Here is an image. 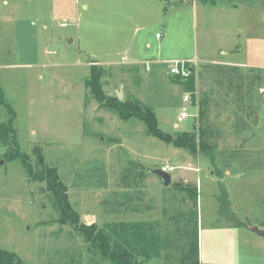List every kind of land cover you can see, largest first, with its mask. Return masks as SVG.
<instances>
[{
    "label": "rangeland",
    "instance_id": "1",
    "mask_svg": "<svg viewBox=\"0 0 264 264\" xmlns=\"http://www.w3.org/2000/svg\"><path fill=\"white\" fill-rule=\"evenodd\" d=\"M182 2L191 6L171 17L170 41L163 46L170 56L264 68V0H218L217 5L201 0H0V87L16 112L17 143L36 168L38 150L57 169L82 223L104 227L145 222L154 236L174 230L175 208L166 206L165 213L159 178L148 174L142 186L143 213H110L104 202L115 196L128 200L121 184L124 168L173 166L172 185L195 184L199 189V264H264V238L257 233L264 231L263 113L255 120L256 135L240 136L254 153L247 162L260 169L226 171L218 178L206 158L146 135L142 122L121 120L86 89L92 63L98 62L106 70L102 84L109 96L115 97L123 85V101L138 98L154 109L163 132H193L198 106L184 104L188 93L171 69L187 72L190 65L200 70L216 63L132 64L157 57L161 47V38L153 33L147 40L151 47L145 48L144 33L137 31L142 22L136 18L152 14L146 20L163 30ZM197 84L198 91L207 90L200 80ZM183 111L191 116L179 123ZM221 116V122L228 117ZM9 117L0 106V125ZM240 139L231 135L228 141L234 147ZM7 143L0 139V249L16 253L23 264H104L89 253L80 233L58 222L59 210L46 183L33 180L19 160L5 156L15 149ZM222 188L231 209L249 226H229L220 218ZM171 258L172 252L165 250L147 264H170Z\"/></svg>",
    "mask_w": 264,
    "mask_h": 264
},
{
    "label": "trees",
    "instance_id": "2",
    "mask_svg": "<svg viewBox=\"0 0 264 264\" xmlns=\"http://www.w3.org/2000/svg\"><path fill=\"white\" fill-rule=\"evenodd\" d=\"M164 1V0H162ZM204 3L217 5L218 0H201ZM183 3V2H182ZM182 3L176 4L180 5ZM251 5V4H250ZM165 7V12L167 11ZM105 68L98 62H93L91 75L86 80V89L101 105L116 112L123 121L131 119L142 122L144 133L155 137L166 144L184 149L192 157H203L209 162L214 175L223 178L226 171L244 173L249 170H259L260 166H250L246 158L254 153L246 148L240 139L245 133L256 135L258 126L255 120L264 114V68L243 69L240 66L206 64L198 70L188 66L189 75H173L175 82L183 86L185 93L191 95L192 105L198 106V125L191 133L171 135L163 132L158 124L156 112L146 107L141 100L129 99L120 101L117 96H109L103 89L102 80ZM198 80L207 90H197ZM207 82L210 85L207 86ZM0 106L8 110L9 119L0 125V139L4 143L11 142L15 149L8 155L9 160H19L29 176L38 182L46 183L53 195L55 205L59 210L58 222L70 225L80 233L89 248L87 250L96 260L104 264H147L151 258L160 255L162 251L172 252L170 264H199V189L195 184L174 183L164 189L165 213L167 207L174 209L171 221L174 230L158 236L147 232L148 223L84 224L68 196V189L60 178L55 167L45 162L40 151L35 150L37 168L28 153L21 151L17 143L15 129L16 112L4 99L0 87ZM228 117L221 122V114ZM239 137L241 143L231 147L229 137ZM7 139V140H6ZM237 165V168L234 167ZM148 177L145 169L126 167L121 174V184L128 191L125 198L119 200L116 196L104 202L105 209L110 213H121L123 210L132 213H143L144 187ZM170 193L167 196V193ZM127 196V197H126ZM219 198V216L229 226L247 227L231 209L228 192L222 188ZM151 227L154 224H150ZM150 227V228H151ZM0 264H23L16 253L0 249Z\"/></svg>",
    "mask_w": 264,
    "mask_h": 264
},
{
    "label": "crops",
    "instance_id": "3",
    "mask_svg": "<svg viewBox=\"0 0 264 264\" xmlns=\"http://www.w3.org/2000/svg\"><path fill=\"white\" fill-rule=\"evenodd\" d=\"M140 1L141 2H145L147 0H140ZM152 1L154 2L155 0H151V2ZM160 1H162V0H160ZM158 6L159 7L160 6L162 7V4H157V7ZM187 6L189 8L191 6V4L189 2H187L185 4L182 3L180 5L175 6L176 9H174L170 13L169 18L166 21V26H164V29L163 30L161 29V27L159 25H157L155 27H152V24L149 23L146 20V18L147 17H150L152 14H150L148 16L145 13V19L140 18V20H137L138 18H136L135 22H137V21L142 22L141 25L137 28V31H138V33H144L143 39H142L143 40V43L142 44H145V48H150L151 47L150 41H147V40H149V37L152 36L153 33L156 34V38H157V36L161 38L160 39L161 41L159 42V44L161 45V47L159 49H158V47L156 48L157 51L159 52V55L157 57H144V58L142 57L141 61H137V62L132 63V64L155 63V62H161V63H167V64H169V63H174V62L192 61L191 58H189V59H182L183 61H180V59H177L175 57L170 56L168 54V51L167 50L166 51H165V49L163 50V46H166L167 43L170 41L169 40V36L167 34H168V30H169V23L171 21V17L173 15V13H176L178 11H182V10L186 9L185 7H187ZM145 12H147V11H145ZM165 27H166V29H165ZM157 30H159V31H157ZM165 30H167V32H165ZM195 58H196L195 60H198L199 61V59L197 57H195ZM199 62H202V63H216V64L230 65V66H239V65H236L235 63H227V62H224V61H218V60H214V59L213 60L199 61ZM243 67H246V66H243ZM251 67H253V66H251Z\"/></svg>",
    "mask_w": 264,
    "mask_h": 264
},
{
    "label": "built area",
    "instance_id": "4",
    "mask_svg": "<svg viewBox=\"0 0 264 264\" xmlns=\"http://www.w3.org/2000/svg\"><path fill=\"white\" fill-rule=\"evenodd\" d=\"M183 62H188V63H194V64H198L199 63V61L198 60H192V61H183ZM174 63H176V64H178V63H180V62H174ZM172 64V63H171ZM171 72H172V74L173 75H175V76H177V75H182V76H184V77H186V76H188L189 75V73H188V71L187 72H185L184 70H179L178 69V67L176 66V67H174V68H172L171 69ZM183 102H184V104H186V106L188 107V105H191L192 107H194V108H196V106H194V105H192V102H191V95H185V97H184V99H183ZM185 110V109H184ZM191 115H189L188 113H186L185 111H183L181 114H180V116L178 117V122L179 123H182V122H184L185 120H187L189 117H190ZM197 117H198V113L195 115V118L197 119ZM165 171H167V172H170V173H172L176 168L175 167H173V166H166V167H164L163 168Z\"/></svg>",
    "mask_w": 264,
    "mask_h": 264
},
{
    "label": "water",
    "instance_id": "5",
    "mask_svg": "<svg viewBox=\"0 0 264 264\" xmlns=\"http://www.w3.org/2000/svg\"><path fill=\"white\" fill-rule=\"evenodd\" d=\"M190 3V2H189ZM123 85L120 90L116 92V96L120 101L124 100ZM257 122V120H256ZM148 174L159 178L164 186V188H169L173 183V176L170 172L165 171L164 169H146ZM257 233L264 238V231H257Z\"/></svg>",
    "mask_w": 264,
    "mask_h": 264
}]
</instances>
